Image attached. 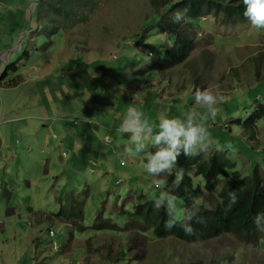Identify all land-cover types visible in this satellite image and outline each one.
Listing matches in <instances>:
<instances>
[{"label": "rangeland", "instance_id": "rangeland-1", "mask_svg": "<svg viewBox=\"0 0 264 264\" xmlns=\"http://www.w3.org/2000/svg\"><path fill=\"white\" fill-rule=\"evenodd\" d=\"M35 1L0 0V189L8 184L0 197V264H264V243L232 235L160 239L135 224L134 206L158 190L145 153L129 155V134L119 131L130 106L156 123L161 115L203 113L195 92L212 86L227 101L206 122L214 140L208 151L227 154L243 176L256 168L262 175L264 122L248 134L236 120L264 98V30L247 19L201 18L188 29L196 48L186 62L157 72L144 68L170 39L148 35L149 0H98L86 21L50 39ZM176 199L182 218L190 208ZM200 201L215 204L209 193ZM62 209L82 210L84 230L64 221ZM100 213L115 228L93 229Z\"/></svg>", "mask_w": 264, "mask_h": 264}, {"label": "trees", "instance_id": "trees-1", "mask_svg": "<svg viewBox=\"0 0 264 264\" xmlns=\"http://www.w3.org/2000/svg\"><path fill=\"white\" fill-rule=\"evenodd\" d=\"M98 0H39L36 4V13L39 16L40 27L48 32L46 39H50L59 31L72 27L87 19L88 13L93 12L89 5L96 4ZM154 11L144 23L148 35L151 31L166 34L170 39L169 44L162 48L159 56L144 70L164 72L186 62L196 48V43L189 36L188 29L192 23L197 24L199 19L211 16L214 21L222 23H235L246 19L243 15L244 5L242 0H149ZM188 9L183 22L175 23L173 14L178 9ZM141 34L140 36H142ZM9 67L6 66L5 72ZM5 74H2V77ZM21 80V79H20ZM15 81L8 82L13 86ZM248 134H254L260 123L264 122V98L243 122L236 120ZM149 151H155L150 146ZM178 167L184 170L183 182L179 187L174 184L175 174L166 179V190L182 198L185 206L191 208L192 198H203L204 193H209L215 204L208 206L201 201L199 213L192 221L193 231L186 233L178 223L171 230L165 228L168 217L164 209L153 206L154 195L144 202L134 206L137 225L140 228L152 229L153 235L163 238H177L185 242L213 240L224 235H232L244 243L254 247L264 243V231H258L253 223L257 213H264V170L262 175L256 168L251 175L243 176L237 170L236 163L227 154L218 151H208L196 157H178ZM229 193L237 197L235 203L230 204ZM82 209V208H81ZM64 221L74 220L76 229L83 231V211L72 210L63 212ZM203 220L202 223L197 222ZM133 222V224H134ZM116 223L104 219L103 214L96 216L93 229L103 230L115 228ZM117 225V224H116ZM190 264H200L192 262Z\"/></svg>", "mask_w": 264, "mask_h": 264}, {"label": "clouds", "instance_id": "clouds-1", "mask_svg": "<svg viewBox=\"0 0 264 264\" xmlns=\"http://www.w3.org/2000/svg\"><path fill=\"white\" fill-rule=\"evenodd\" d=\"M242 3L244 5L243 15L251 27L264 30V0H242ZM187 12V8L178 9L172 16L173 22H183ZM147 55L152 56V53L148 52ZM134 99L138 98L134 97ZM195 101L205 109V112L189 110L183 113L182 117L161 115L158 117V123L150 121L144 112L130 106L119 127L121 133L129 134L131 143L125 151L129 155L145 153L144 170L154 178L151 183L154 189L158 190L154 195L153 206L156 209H164L168 217L165 221V228L171 230L179 223L186 233L193 231L192 221L199 213L201 201L193 197L190 210L186 211L182 218H178L176 196L164 190L166 182L160 177L174 173V184L176 187L180 186L183 182L184 170L178 167V157L180 155L196 157L208 152L214 140L206 122L209 118L215 120L220 111L219 105L225 103L227 98L220 89H213L209 86L196 90ZM89 122L95 123L94 121ZM149 140L155 151H147L146 141ZM121 163L124 164V161ZM236 199L234 193H229L230 204L235 203ZM197 222L202 223L203 220ZM253 223L258 231H264V213H257L253 217Z\"/></svg>", "mask_w": 264, "mask_h": 264}, {"label": "crops", "instance_id": "crops-1", "mask_svg": "<svg viewBox=\"0 0 264 264\" xmlns=\"http://www.w3.org/2000/svg\"><path fill=\"white\" fill-rule=\"evenodd\" d=\"M3 164H6V161H5V159L2 161V163H0V170L3 172V173H0V180H1V178H2V176L4 175V167H3ZM2 185H4V183L2 182ZM12 185H15V183L14 182H12V184L10 185L9 184V188H12L13 186ZM8 187V184L6 183V185L5 186H3V188L2 189H0L1 190V195H0V197H4L5 196V193H6V189H5V187ZM9 196H10V193H8V199H9ZM10 202V201H9ZM1 223V222H0ZM2 225H3V223H1Z\"/></svg>", "mask_w": 264, "mask_h": 264}, {"label": "built area", "instance_id": "built-area-1", "mask_svg": "<svg viewBox=\"0 0 264 264\" xmlns=\"http://www.w3.org/2000/svg\"><path fill=\"white\" fill-rule=\"evenodd\" d=\"M63 156H65V153H63ZM50 235L53 236L54 235V232L53 231H50Z\"/></svg>", "mask_w": 264, "mask_h": 264}, {"label": "water", "instance_id": "water-1", "mask_svg": "<svg viewBox=\"0 0 264 264\" xmlns=\"http://www.w3.org/2000/svg\"><path fill=\"white\" fill-rule=\"evenodd\" d=\"M38 0H36L34 3H37Z\"/></svg>", "mask_w": 264, "mask_h": 264}]
</instances>
